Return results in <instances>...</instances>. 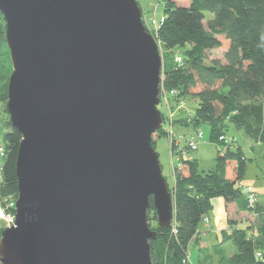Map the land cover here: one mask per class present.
<instances>
[{
	"label": "water",
	"instance_id": "obj_1",
	"mask_svg": "<svg viewBox=\"0 0 264 264\" xmlns=\"http://www.w3.org/2000/svg\"><path fill=\"white\" fill-rule=\"evenodd\" d=\"M139 0H0L22 135L1 264H153L175 220L153 136L163 60Z\"/></svg>",
	"mask_w": 264,
	"mask_h": 264
},
{
	"label": "trees",
	"instance_id": "obj_2",
	"mask_svg": "<svg viewBox=\"0 0 264 264\" xmlns=\"http://www.w3.org/2000/svg\"><path fill=\"white\" fill-rule=\"evenodd\" d=\"M163 13L166 17L158 38L163 46V88L167 93L176 91L179 97L196 99L199 104L189 119L178 123H185L182 125L189 129L192 126L194 131L209 125L210 138L216 143L233 124L264 145V0H167ZM221 48L226 50L225 62L209 63V53ZM178 54L183 58L181 65L173 61ZM12 72L6 24L0 12V115L6 130L0 195L17 200L16 163L23 137L10 123L7 110ZM163 136L162 129L153 136L154 148ZM246 171L241 148L224 154L219 151L215 170L209 172L200 171L195 159L183 160L176 171L173 192L178 233L174 235L172 227H151L157 233L156 240L149 242L152 263L190 264L189 244L213 210V200L245 198L236 185ZM149 213L151 226V220H157L153 198ZM258 221V236H250L249 229L231 223V233H224V239L232 241L237 252L223 264H264V258L258 256L264 249V211Z\"/></svg>",
	"mask_w": 264,
	"mask_h": 264
},
{
	"label": "rangeland",
	"instance_id": "obj_3",
	"mask_svg": "<svg viewBox=\"0 0 264 264\" xmlns=\"http://www.w3.org/2000/svg\"><path fill=\"white\" fill-rule=\"evenodd\" d=\"M141 6V5H140ZM142 8V6H141ZM143 9V8H142ZM142 13L144 15V11L142 10ZM148 15H150V13H147ZM210 16V15H208ZM144 17V16H143ZM149 17V16H148ZM148 32V31H147ZM154 37V36H153ZM155 39V37H154ZM159 50L160 53L162 54V60H163V68H162V75H163V69H164V59H163V46L162 44L159 45ZM8 47V45H7ZM9 50V48H8ZM213 60H219L220 62H224L225 58H224V48L221 49H215L213 51H211L209 53V60L208 62L211 63ZM176 63V56L173 60ZM184 100L186 101L187 105L186 107L182 110L180 109V103L181 101H179L178 98H176L173 101H168L169 105L171 106V109L169 110L168 105H162L160 108L161 110H163V112H165V115H162V119L164 122H167L169 124V122L171 121V118L174 119V121L172 120V123H170L172 125V127H170V125L167 128H161L164 136L162 138H160L155 146V150L156 152L159 154V159H160V163L163 169V175L164 177L167 179L169 186L171 188V192L172 194H174V189L176 187L175 182V176H176V171L178 169V162L179 160L183 159V156L181 155V153H179V148L178 146H176V143H180V145L182 146V149L184 152H187L186 156L184 157V159H195L199 162V166H200V171L202 172H209V171H213L215 170L216 167V158L218 155V152L221 149V146L224 144V142H221V140L219 142H215L210 138V126L209 125H203L200 129L203 131L204 133V138L202 140V142L199 145V149L197 151H192L190 152L186 145V138H182V136H184L185 132H189V134H193L194 132H196L197 130H193L187 127L188 125H182L185 123H178L179 121H182V119H189L191 117L192 114H194V112L196 111L197 107H198V101L196 99H191V98H184ZM0 118H2V116L0 115ZM233 125V124H231ZM237 128L236 126L233 125V127H228V131L227 134H221V137H227L228 139L232 140V137H234V143L235 144H239L244 156L246 158V164H247V171H246V175L244 177L243 180H241L240 182L237 183L238 187H241L242 189H244V185H246L248 183L249 180L253 179L256 180L258 182H260L262 179H264V145H262L261 143L255 141L254 139H252L251 137H249L247 134H239V132L237 130L232 131L233 129ZM238 130L242 131L243 129H239ZM3 134L6 132L5 129H3ZM223 129L221 130L220 133H222ZM244 131V130H243ZM242 133H245L242 132ZM223 135V136H222ZM237 142V143H236ZM174 158V159H173ZM1 159V158H0ZM3 160H0V163ZM1 177V175H0ZM259 193H260V200L261 203L264 204V192L259 189ZM243 199V198H241ZM219 200H225L224 198H215L213 200V205L214 208L213 210L210 212L211 215H214V212L219 215L222 214L224 209L217 204L216 201ZM246 205V204H245ZM246 208L254 213L253 215L255 216V219H257V224L259 225V215L262 213L260 208L257 207L256 209H249L246 205ZM150 214V213H149ZM152 216V215H150ZM156 219H157V214H156ZM151 227L152 228H157L159 226L158 224V220H151ZM227 224L228 223V219L226 220ZM256 221H254L253 223H255ZM248 224L247 222H245L242 227L247 229L248 228ZM0 228H5L4 225L0 224ZM260 231L257 230V234L260 235ZM221 240V238H219ZM217 241L215 239H210V244H215ZM219 243V241H218ZM226 246L224 247L223 252L228 253L230 251V249L234 248L236 249L235 245L232 243V241H228L226 242ZM215 247L210 246L209 250H205V254H207L208 256H210V260L212 261V264L216 263V260L219 258V255L217 257V254L215 252ZM264 250V249H263ZM188 253H192L195 255V253H199V249L198 247H196V249L194 248L193 245H189L188 248ZM189 258V257H188Z\"/></svg>",
	"mask_w": 264,
	"mask_h": 264
},
{
	"label": "crops",
	"instance_id": "obj_4",
	"mask_svg": "<svg viewBox=\"0 0 264 264\" xmlns=\"http://www.w3.org/2000/svg\"><path fill=\"white\" fill-rule=\"evenodd\" d=\"M156 1L157 0H139L140 5L142 6L145 13L151 12V10L154 8L156 4ZM176 1H184L188 3V0H176ZM158 13L162 15L163 10L159 9ZM225 53H226V50H224V55ZM230 127H233V125H230ZM3 129L4 127H3V124L0 118V144H4L5 133L3 134V131H4ZM234 130H237L239 134H246V133H242L244 132L243 130L240 131L237 128H235L232 131ZM234 139L235 138L232 137L233 141ZM233 141H232L233 150L237 148H241L237 142H236L237 144L234 143L236 140L234 142ZM0 158L3 160L1 163H3L4 158L1 155H0ZM175 185H176V182H175ZM236 187L238 186L236 185ZM245 187H251L255 191V193L257 194L259 198L258 207L260 208L261 212H263L264 204L261 203L259 189H261L264 192V179H262L260 182L251 179L248 181L246 185H244V188ZM238 188H241V187H238ZM241 190L243 191L242 188ZM216 202L218 205H220L224 209V211L222 214H219V215H217L215 212H214V215L213 214L211 215L212 213L211 212L209 213L207 217H205V219H208V222H206L205 219H203V221L201 222L196 237L189 244V245H193L195 249L196 247H198L199 249V253L197 254L195 253V255L192 253L191 254L188 253L190 264H212V261L210 260V256L205 254V250L206 249L209 250L210 246L215 247L216 248L215 252L217 254V257L219 255V258L216 260L215 264H223V260L230 259L234 254H236L237 248L236 249L231 248L228 253L223 252L224 250L223 246H226L227 244L226 242H228L224 239V233H228V234L231 233V223H234V227H237L239 229H245L242 227V225L245 222H247L249 223L248 228H247L249 229V235L250 236L259 235L257 234V230H258L257 219H255V216L253 215L254 213L250 212L246 208V205H245L246 202H245L244 197L243 199H239V200L225 199V200H219ZM213 208H214V205H213ZM227 219H228L229 224H227L226 222ZM254 221L256 222L253 223ZM0 224L4 225L2 223ZM1 230L2 228H0V231ZM211 238L215 239L217 242L215 244H210ZM219 238H221V240ZM258 254H261L262 258H264V250H262Z\"/></svg>",
	"mask_w": 264,
	"mask_h": 264
},
{
	"label": "built area",
	"instance_id": "obj_5",
	"mask_svg": "<svg viewBox=\"0 0 264 264\" xmlns=\"http://www.w3.org/2000/svg\"><path fill=\"white\" fill-rule=\"evenodd\" d=\"M167 0H157L154 8L151 10L150 15L147 13H144L143 17V23L145 25L146 30L155 37V40L157 44L161 45V42L159 41V30L162 26V24L165 21V15L164 13L161 15L158 13L159 9H162L164 11L165 4ZM145 12V11H144ZM149 16V17H148ZM159 47V46H158ZM162 55V54H161ZM176 63L178 65H181L183 63V58L181 55L176 56ZM163 77L161 78V83H160V104L158 106V109L161 112V115H165V112L161 110L162 105H168L169 110L171 109V106L169 105L168 101H173L176 98L181 101L180 103V109H184L187 105L186 101L184 100L183 97H179L178 93L176 91H172L170 93H167L164 88H163ZM163 113V114H162ZM172 120L174 119L171 118V121L169 124L167 122L163 121L162 128H167L169 125L172 127L170 123H172ZM186 138L187 142V149L192 152V151H197L199 149V145L202 142L204 138V133L201 129H198L196 132L193 134H189V132H185L184 136L182 138ZM221 142H224L223 146H221L220 151L224 154L228 152L229 150H233V145L231 139H228L227 137H221L220 138ZM181 143V141H180ZM180 143H176V146L179 148V153L183 156V159L179 160L178 162V168L181 166L184 157L187 155V152H184L182 149V146ZM0 155L5 158L6 155V146L5 144H0ZM174 159V158H173ZM0 187L3 184V163L0 164ZM176 179V176H175ZM243 194L245 195L247 207L251 210L256 209L259 204V198L255 191L251 187H245L243 189ZM16 204L17 200L9 199V198H4L2 197V194L0 195V223L4 224L5 228L12 227L15 225L16 222ZM206 222H208V219H205ZM172 232L174 235H177L178 230H177V224L174 220V223L172 225ZM259 257H262L261 254H258ZM189 260V258H188Z\"/></svg>",
	"mask_w": 264,
	"mask_h": 264
}]
</instances>
